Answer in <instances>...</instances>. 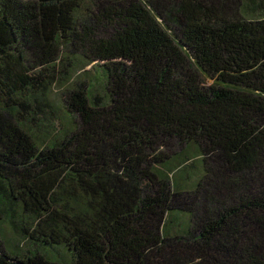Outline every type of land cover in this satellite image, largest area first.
<instances>
[{
  "label": "trees",
  "instance_id": "1",
  "mask_svg": "<svg viewBox=\"0 0 264 264\" xmlns=\"http://www.w3.org/2000/svg\"><path fill=\"white\" fill-rule=\"evenodd\" d=\"M41 2L0 0V264H264V0Z\"/></svg>",
  "mask_w": 264,
  "mask_h": 264
},
{
  "label": "rangeland",
  "instance_id": "2",
  "mask_svg": "<svg viewBox=\"0 0 264 264\" xmlns=\"http://www.w3.org/2000/svg\"><path fill=\"white\" fill-rule=\"evenodd\" d=\"M20 3H23L29 7L32 8H38L41 5V0H17ZM82 66L79 67V69L76 70V72L74 73L73 78L70 81L64 80V79H60V83L59 81L57 82V84H55L53 86L54 90L51 94V99L53 104L55 105V113L57 116L60 117L59 121L63 122V124L65 126L68 125V122L70 123V118L67 115L64 103H63V98L64 95L66 94V92L70 89H74L76 87V83L77 82H86L91 83L92 81H94V71L92 70V72H88L85 73L83 71V69L81 68ZM90 65L87 66V68L85 69H90ZM92 69V67H91ZM98 88V84H95ZM0 232H2L3 234H5L7 237H14L16 236V230L13 227L7 226V225H2L0 227ZM0 235L2 236V234L0 233ZM2 238L6 241H8L9 239H7L6 237ZM15 238V237H14ZM8 243V242H7ZM9 245V244H7ZM25 245V244H24ZM29 247V246H28Z\"/></svg>",
  "mask_w": 264,
  "mask_h": 264
}]
</instances>
